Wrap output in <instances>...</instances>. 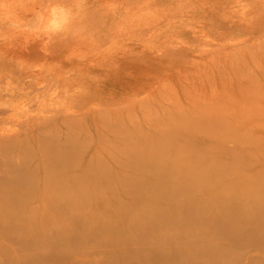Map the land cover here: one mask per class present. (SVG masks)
Instances as JSON below:
<instances>
[{"label": "rangeland", "instance_id": "1", "mask_svg": "<svg viewBox=\"0 0 264 264\" xmlns=\"http://www.w3.org/2000/svg\"><path fill=\"white\" fill-rule=\"evenodd\" d=\"M11 5L21 18L41 13L42 26L53 18V8L65 9L60 14L67 23L47 43L46 36L36 39L27 32L0 40V167L1 143L23 140L33 154L27 164L36 166L39 144L83 138L81 157L87 160L102 140L133 139L135 133L160 144L156 132L178 125L214 164L230 155L205 141L239 149L251 167L264 169V0H11ZM12 157L18 162L17 153ZM40 194L39 188L29 200L37 209ZM211 210L201 228L216 222L217 209ZM46 214L57 217L53 210ZM227 226L224 231H230ZM111 234L63 237L49 222L34 246V264H115L107 258L124 255L126 247ZM227 235L215 238L230 252L218 264H264V234L246 223ZM0 244L12 246L9 256H20L15 243L0 238ZM160 245L169 258L173 242ZM135 246L148 259L128 264H174L145 241ZM6 258L0 252V262Z\"/></svg>", "mask_w": 264, "mask_h": 264}, {"label": "bare ground", "instance_id": "2", "mask_svg": "<svg viewBox=\"0 0 264 264\" xmlns=\"http://www.w3.org/2000/svg\"><path fill=\"white\" fill-rule=\"evenodd\" d=\"M108 128L127 133L121 126ZM183 132L178 125L158 130L160 144L135 133L133 139H122L126 143L116 138L112 142L102 140L101 147L87 160L81 157L86 139H60L52 147L39 144L41 158L36 166L27 164L33 154L23 140L1 143L5 162L0 167V238L15 243L21 254L9 256L12 246L8 249L0 244V252L7 254L0 264H34V246L40 244L38 236L44 234L49 222L63 237L112 232L111 239L126 247L124 255L115 252L107 258L115 264L148 259L136 250L135 245L143 241L161 257H166L161 242L172 241L170 257L163 259L174 264H218L230 252L225 245L215 243L216 236L225 238L246 223L253 232L264 234V169L251 167L239 149L227 150L222 143L205 141L214 145L215 151L230 155V159L214 164L215 158L206 154L202 145H191ZM126 146H131L130 150ZM127 151H133L131 158L124 156ZM13 153H17L18 162L13 160ZM39 188L43 201L37 209L29 200ZM198 190L204 191V196H198ZM213 206L217 209L216 222L209 229L201 228ZM47 210L55 211L57 217L51 220ZM64 213H71L73 219ZM228 224L230 231H224L222 227ZM114 225L117 230H113ZM130 230L141 233V237Z\"/></svg>", "mask_w": 264, "mask_h": 264}, {"label": "clouds", "instance_id": "3", "mask_svg": "<svg viewBox=\"0 0 264 264\" xmlns=\"http://www.w3.org/2000/svg\"><path fill=\"white\" fill-rule=\"evenodd\" d=\"M19 2V0H18ZM53 18L42 26L43 16L41 13H33L28 18H21L16 8L12 7L11 0H0V40L7 35H15L21 33H29L40 39L47 37V42L51 41L53 36L59 34L63 30V25L67 23V16L61 15L65 9L53 8Z\"/></svg>", "mask_w": 264, "mask_h": 264}]
</instances>
